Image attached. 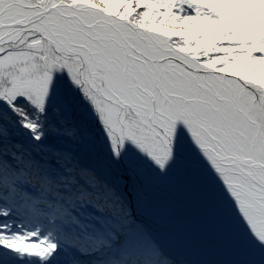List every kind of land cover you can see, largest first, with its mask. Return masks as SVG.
Returning a JSON list of instances; mask_svg holds the SVG:
<instances>
[{"label": "snow or ice", "instance_id": "1", "mask_svg": "<svg viewBox=\"0 0 264 264\" xmlns=\"http://www.w3.org/2000/svg\"><path fill=\"white\" fill-rule=\"evenodd\" d=\"M69 249L264 264V0H0V264Z\"/></svg>", "mask_w": 264, "mask_h": 264}, {"label": "trees", "instance_id": "2", "mask_svg": "<svg viewBox=\"0 0 264 264\" xmlns=\"http://www.w3.org/2000/svg\"><path fill=\"white\" fill-rule=\"evenodd\" d=\"M118 176V172L114 171V170H109L106 173V177L110 182H115L116 178ZM189 211L193 212V213H199V209L195 206V204L192 202L189 204ZM165 241L167 239H170L172 241V246L169 248V250H165L163 249V245H162V252L164 254V256L168 257V258H172L173 254L176 253L177 249L181 248L180 246V242L178 240V238L173 235L172 233H166L165 234ZM75 256L74 250L69 249L68 254L63 258L64 264H72V260Z\"/></svg>", "mask_w": 264, "mask_h": 264}, {"label": "water", "instance_id": "3", "mask_svg": "<svg viewBox=\"0 0 264 264\" xmlns=\"http://www.w3.org/2000/svg\"><path fill=\"white\" fill-rule=\"evenodd\" d=\"M172 244V241L170 239H167L163 245V249L164 251L166 250V248H169ZM182 248H179L176 253L172 256V258H177V257H182Z\"/></svg>", "mask_w": 264, "mask_h": 264}, {"label": "rangeland", "instance_id": "4", "mask_svg": "<svg viewBox=\"0 0 264 264\" xmlns=\"http://www.w3.org/2000/svg\"><path fill=\"white\" fill-rule=\"evenodd\" d=\"M193 203H194V202H193ZM194 204H195V203H194ZM171 246H172V244H171ZM171 246H170V247H171ZM170 247H169V248H170ZM169 248H166V250H169ZM174 254H175V253H174ZM174 254H173V255H174Z\"/></svg>", "mask_w": 264, "mask_h": 264}, {"label": "bare ground", "instance_id": "5", "mask_svg": "<svg viewBox=\"0 0 264 264\" xmlns=\"http://www.w3.org/2000/svg\"><path fill=\"white\" fill-rule=\"evenodd\" d=\"M178 250V249H177ZM182 256H183V253H182Z\"/></svg>", "mask_w": 264, "mask_h": 264}]
</instances>
